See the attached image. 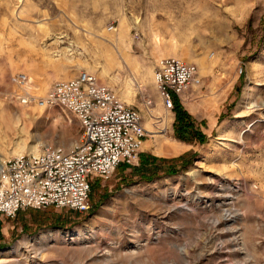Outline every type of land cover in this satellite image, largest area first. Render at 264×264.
<instances>
[{"label":"rangeland","instance_id":"1","mask_svg":"<svg viewBox=\"0 0 264 264\" xmlns=\"http://www.w3.org/2000/svg\"><path fill=\"white\" fill-rule=\"evenodd\" d=\"M166 55L199 67L190 141L155 82ZM81 71L140 111L139 164L96 178L88 212L5 217L0 264H264V0H0V163L82 132L65 108L23 105L12 76L43 96ZM142 154L166 160L154 178Z\"/></svg>","mask_w":264,"mask_h":264},{"label":"built area","instance_id":"2","mask_svg":"<svg viewBox=\"0 0 264 264\" xmlns=\"http://www.w3.org/2000/svg\"><path fill=\"white\" fill-rule=\"evenodd\" d=\"M200 80L198 65L177 56L162 58L155 72L167 109H173L175 97ZM12 81L22 88L17 98L23 105L65 108L78 118L82 132L72 148L46 144L0 163V223L25 209L55 207L88 212L96 178L110 177L121 164H139L146 134L141 113L96 74L81 71L58 80L43 96L29 89L31 79L24 72L14 74Z\"/></svg>","mask_w":264,"mask_h":264},{"label":"trees","instance_id":"3","mask_svg":"<svg viewBox=\"0 0 264 264\" xmlns=\"http://www.w3.org/2000/svg\"><path fill=\"white\" fill-rule=\"evenodd\" d=\"M175 122H174V128L176 136L179 137L182 140L190 141L192 140L191 134L193 133V129L197 124H204L205 121H198L180 102L178 97H175ZM202 139H204L206 136L205 134H199ZM187 154H184L180 157H178L176 160L181 161L185 160L187 157ZM157 160L166 161L165 159H159L158 157L142 154L141 156V166L140 169L143 171L142 177L145 179H151L154 178L157 171L153 170V162H156ZM175 169V168H174ZM172 169L168 173H176Z\"/></svg>","mask_w":264,"mask_h":264},{"label":"crops","instance_id":"4","mask_svg":"<svg viewBox=\"0 0 264 264\" xmlns=\"http://www.w3.org/2000/svg\"><path fill=\"white\" fill-rule=\"evenodd\" d=\"M166 56H178V55H166ZM192 86H194V84H191L189 87H188V89L183 93V95L182 96H180V97H178L179 98V100H180V102L182 103V101H183V97H185L186 96V94H188L187 92H189L190 90H191V88H192ZM183 104V103H182ZM183 106H184V104H183ZM185 107V106H184ZM186 108V107H185ZM187 109V108H186ZM188 110V109H187ZM189 111V110H188ZM190 112V111H189ZM191 113V112H190ZM192 114V113H191ZM170 115H171V119H172V117H173V115L170 113ZM193 115V114H192ZM194 116V115H193ZM176 118V114L174 115V119ZM199 121V120H198ZM201 121H205V120H201ZM200 121V122H201Z\"/></svg>","mask_w":264,"mask_h":264},{"label":"bare ground","instance_id":"5","mask_svg":"<svg viewBox=\"0 0 264 264\" xmlns=\"http://www.w3.org/2000/svg\"><path fill=\"white\" fill-rule=\"evenodd\" d=\"M29 89H32V88H31V85L29 86ZM175 148H176V147H172L171 143H169V151L174 152V151L176 150ZM33 151H37V150H33Z\"/></svg>","mask_w":264,"mask_h":264}]
</instances>
